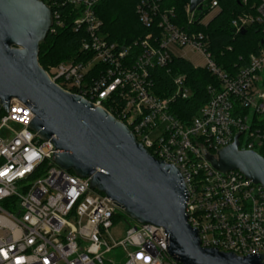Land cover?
Masks as SVG:
<instances>
[{
  "label": "built area",
  "instance_id": "2783aa9c",
  "mask_svg": "<svg viewBox=\"0 0 264 264\" xmlns=\"http://www.w3.org/2000/svg\"><path fill=\"white\" fill-rule=\"evenodd\" d=\"M41 1L52 12L49 32L69 24L82 37L77 58L45 69L49 78L107 110L152 156L180 170L188 221L198 229L202 247L262 255L264 263V186L240 171L215 169L203 154L215 155L240 134V150L264 157V0L256 14L233 20L238 32L254 24L263 35L259 50L235 72L217 64L208 35L176 23L175 10L162 9L160 0L136 5L139 21L155 32L140 41L142 51L134 57L131 46L105 30L98 13L102 0ZM206 2L219 11L218 0H206L202 10ZM195 12L189 3V25ZM180 48L199 52L207 65L194 67L207 68L220 83L209 86L210 100L189 123L175 115L177 100L192 95L187 75L169 67L181 57ZM159 68L172 77L167 97L156 91ZM34 117L19 99L7 109L0 101V264H115L105 255L116 248L123 250L125 264H180L168 252L169 235L162 226L129 216L133 224L125 237L113 238L115 218L126 214L124 208L92 189L91 177L56 163L53 141L30 127Z\"/></svg>",
  "mask_w": 264,
  "mask_h": 264
},
{
  "label": "water",
  "instance_id": "95a60500",
  "mask_svg": "<svg viewBox=\"0 0 264 264\" xmlns=\"http://www.w3.org/2000/svg\"><path fill=\"white\" fill-rule=\"evenodd\" d=\"M205 1L190 0V11H201ZM51 25V9L41 0H0V101L5 108L12 99L31 107L35 117L30 127L53 141L59 151L56 163L91 177V188L114 200L135 221L164 227L168 252L180 264H264L262 255L202 247L198 229L188 221L180 170L152 156L107 110L49 78L39 55ZM239 136L215 155L203 154L215 169L240 171L264 186V157L240 150Z\"/></svg>",
  "mask_w": 264,
  "mask_h": 264
},
{
  "label": "trees",
  "instance_id": "16d2710c",
  "mask_svg": "<svg viewBox=\"0 0 264 264\" xmlns=\"http://www.w3.org/2000/svg\"><path fill=\"white\" fill-rule=\"evenodd\" d=\"M141 0H102L98 4V13L103 20L105 30L110 36L122 44L131 46L130 55L137 56L142 51L140 41L155 29H148L140 21L136 5ZM261 0H218V14L206 25L200 22L213 9L207 3L202 11L193 15L189 25L187 5L190 0H160L162 9H174L176 23L189 26L188 29L203 31L209 37V51L214 55L217 64L228 72H235L246 65L253 53L262 45V30L257 25L248 26L244 32H238L233 26V20L246 13L256 14ZM81 32L74 31L69 24L56 33L49 32L45 41L40 44L39 62L44 69L57 65L61 61L77 58ZM174 72L187 75V85L192 91L188 99L177 100L175 115L189 123L199 109L211 98L209 86H219L215 76L207 68H196L185 58L175 57L170 64ZM156 91L167 97L172 92V77L167 69L159 68L154 71ZM124 215L118 214L115 223ZM125 220L130 224L129 218Z\"/></svg>",
  "mask_w": 264,
  "mask_h": 264
},
{
  "label": "rangeland",
  "instance_id": "374dc122",
  "mask_svg": "<svg viewBox=\"0 0 264 264\" xmlns=\"http://www.w3.org/2000/svg\"><path fill=\"white\" fill-rule=\"evenodd\" d=\"M207 5V2L205 3ZM218 14V10L214 9L210 11L202 20V23L207 24L210 20H212ZM192 17V15H191ZM176 53L190 61L193 65L198 66H206L207 61L206 59L197 51H193L190 48H180L176 49ZM124 217L117 223H115L114 227L111 229V235L117 241L122 240L126 235V230L129 228L130 224H133L132 219L126 213L122 214ZM125 217L129 218L130 224L127 223ZM111 241L112 239L109 238ZM107 260L113 261L115 264H125L127 258L123 253L121 248L113 249L110 253L105 255Z\"/></svg>",
  "mask_w": 264,
  "mask_h": 264
}]
</instances>
